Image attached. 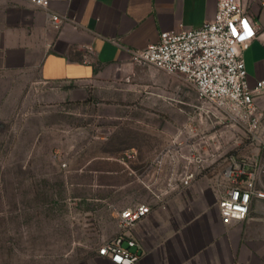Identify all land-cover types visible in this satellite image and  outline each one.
<instances>
[{
	"label": "rangeland",
	"instance_id": "1",
	"mask_svg": "<svg viewBox=\"0 0 264 264\" xmlns=\"http://www.w3.org/2000/svg\"><path fill=\"white\" fill-rule=\"evenodd\" d=\"M99 72L76 101L35 74L0 79V264H108L97 250L120 232L114 210L213 212L231 158L264 160L183 77Z\"/></svg>",
	"mask_w": 264,
	"mask_h": 264
},
{
	"label": "crops",
	"instance_id": "2",
	"mask_svg": "<svg viewBox=\"0 0 264 264\" xmlns=\"http://www.w3.org/2000/svg\"><path fill=\"white\" fill-rule=\"evenodd\" d=\"M218 3L52 0L53 12L79 23L56 30L49 13L29 0H0V79L35 74L40 83L65 86L64 96L72 101L86 98L85 87L98 76L100 68L142 71L146 83L152 85V67L137 66L129 51L159 42L163 32L203 27L215 19ZM242 3L257 30V37L243 53L248 83L254 88L264 79V0ZM155 81L161 86L169 84ZM257 103L264 111V95ZM132 235L144 250L137 264H264V199L253 203L246 221L229 226L222 223L217 205L213 212L205 207L196 212L191 207L176 211L153 207Z\"/></svg>",
	"mask_w": 264,
	"mask_h": 264
},
{
	"label": "built area",
	"instance_id": "3",
	"mask_svg": "<svg viewBox=\"0 0 264 264\" xmlns=\"http://www.w3.org/2000/svg\"><path fill=\"white\" fill-rule=\"evenodd\" d=\"M29 1L49 13L54 29L79 26L68 15L53 12L52 0ZM256 37L255 23L242 0H219L212 22L198 29L163 32L159 42L129 52L136 64L183 77L203 103L223 110L241 124L251 144L264 152V111L257 103L264 95V79L250 87L243 55ZM263 178L264 160L231 158L216 188V205L224 225L249 218L253 203L264 199ZM152 211L153 207L145 203L114 210L112 217L120 232L100 246L97 255L113 264H137L144 250L132 232Z\"/></svg>",
	"mask_w": 264,
	"mask_h": 264
}]
</instances>
